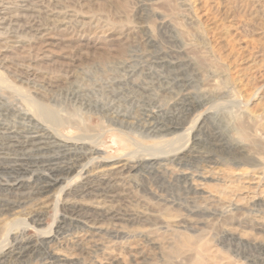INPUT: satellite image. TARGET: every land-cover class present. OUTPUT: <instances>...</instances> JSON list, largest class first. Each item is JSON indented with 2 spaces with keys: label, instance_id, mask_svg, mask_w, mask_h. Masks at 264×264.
<instances>
[{
  "label": "rangeland",
  "instance_id": "rangeland-1",
  "mask_svg": "<svg viewBox=\"0 0 264 264\" xmlns=\"http://www.w3.org/2000/svg\"><path fill=\"white\" fill-rule=\"evenodd\" d=\"M27 1L28 2L24 3H26L29 8L25 7L26 4L21 3L23 2V0L16 1V4H18V6L24 8L20 10L18 9L16 12V14H20L19 16H21L22 14L21 17H23L22 19H20L21 21L19 20L18 23H16V26L22 25L25 20L27 22L29 20L32 21L33 18H37L35 20L33 19L34 23L37 26L44 28V30L47 31V35L49 36V38L47 35H45V38H40L39 36H37V38L35 37L34 39L33 37L31 38L32 40L29 37H26V39L24 37H21L20 39H24L20 41L19 39H16V36L18 34L15 33V31L9 30H7L8 35L0 36V61L3 62H0V65L2 66L0 73L3 71L1 73L3 76L0 78V80L2 81L3 79H5V81H2V83L0 81V92H2L0 93V104L3 103L2 105H0V111H3L5 107L8 106V104L10 106H23L21 104V97L20 95H18L19 92L10 91L13 84L16 86V80L23 79V81H29L30 85L28 86L30 87H28L27 90L31 95L39 93L40 96H42V99L43 97L48 98L51 94H56L57 97L59 95L58 104L55 106V108L57 109L54 108L57 114L64 115L67 112L68 114L72 113L73 115V113L75 114V112L73 111L71 105L68 104L69 102L65 100L64 95L67 91H71L74 87H76V85L83 84V87L86 85L87 87H90L89 89H97V91H102L104 90L103 88L105 87V83L110 78L114 79L119 75L121 76L124 74L120 69V67H122L120 64L123 63V61L128 60L127 62H132L136 65L141 64V62H145V60L147 62L156 61L162 66L159 69L156 68L157 73H159L160 71V75L164 73L165 75H162V77L164 78L170 76V78H167L169 80L179 77L176 80L180 82V85H182L181 88L184 89L185 86L187 92L190 91L189 93H192L193 95L191 96V98H189L191 103L188 100L184 102V107L186 108H180V110L182 111L179 110V113L177 114V117H179V121H174V124L177 125H180V123L182 122V126H179L177 132H175V135L177 134V136L184 137L181 138L182 141L176 142L178 144L173 147L180 146V144L182 145L187 139V131L192 128V125H194L193 123L196 122V120L200 116L205 115L206 118L204 119V121L201 123V125L197 126L194 129L189 137L190 140H193V142L190 141L193 147L192 153L194 156L196 155L194 160L192 161L193 168H196L198 164V167L201 166V163H199L201 162V160L199 158H201L203 154L205 155V157L209 156L211 157V159L213 158L212 161L221 159V163L225 161V164L229 165H247L245 166L246 172H244L242 175L238 170H236V167L233 168L234 166L231 167V169H229L230 167H222L219 164L216 166H208L210 169L207 168L206 170L207 172L209 171L210 174L205 173V175L208 176V178L210 175V178L208 179L209 182L206 183V187L204 188V190L206 191V193H209L210 198L205 201L206 203H204V205H202L201 200H197V204L194 203L192 205V203H189L188 201L190 198H192V195H185V192L182 191L183 184L179 181L170 179V175L168 173L166 175V172H164L162 169H157L158 171L141 170L137 174H132V176L134 177H127V175L115 173L112 177L115 181H112L110 183L111 186H109L110 184H108L107 186L98 185L97 183H93V185L91 184V187L90 185H88L86 191L88 194L85 197H81L80 192H78L80 179L78 176H76V173H73L68 177L60 175L59 183L56 186L52 187L46 193H40L37 188L43 184H38L36 183V181L40 176H46L47 169L45 167V164H40L41 166L39 165L37 167L38 170H36V168L30 167L29 169L31 170L28 169V171L32 172H16V175H13L10 178L23 182V188L20 191L21 194L19 195V197L25 199L24 204H22L20 207H16V216L19 214H23L24 211L35 212V210L37 209L36 212H40L39 214L41 224L39 227L37 226V228L35 226L29 225L25 230V233L21 232V236L18 235L20 238L17 243L20 244V240L23 241L22 244L24 245L25 243H30L29 245L31 247H34L32 251L29 250L32 253L27 252L20 256V252L16 250V255L13 257L14 259L8 258V260L7 258H4V264H59L58 262L61 260L60 257L59 259L55 258L52 261L50 260V262L46 261L47 263L40 262L45 257L44 253L50 250V247L54 248V246L57 247L63 255L69 257V264H98L99 262V264H255L256 259H261L258 256L259 253L253 248L251 249L249 247L248 242L252 243L254 242V239H256L257 241L259 240V242H264V230L252 227V218L247 217V215H245L242 211V207L244 206L242 205L243 203L240 204L241 206L238 205V207H240L238 210H240L242 213L238 210H234L233 212L226 215L224 211H226L225 207L226 202L228 201V196L230 197L232 195L235 196L240 194L238 190H240L242 187L247 186V188L249 189H247L246 192L241 191V194L243 193L244 195H252L249 194L252 192V187H257L259 189L261 188L260 190L258 189L257 192L259 193H257V196L262 197V199L264 200V194H261V192L264 193V52H262L264 51V33L260 37H255L253 35V32L256 29H260L262 32L264 31V0H207L206 4L202 3L204 2L202 0H51L50 2H48V0H36V2L35 0ZM34 6L37 7L34 8ZM30 8L34 9L31 10ZM39 12L44 16H40ZM31 14H33V16ZM29 17L31 19H27ZM239 19L245 22L242 24L243 26L239 28V31H241L240 34L242 33L241 36L244 38L246 37V39L243 38V42L241 41L238 45V43H234L236 39H233L231 31L238 26L237 22L239 21ZM164 20L173 25V27L176 28V30L181 34V38L183 40L182 43H178L177 45L173 44L175 46L174 47L172 43L169 42L170 37L173 35L170 33V29L163 28L161 30H158L160 21ZM152 28L155 30H153ZM148 31H152L154 35L153 47L147 46L146 43H144V41L146 40L145 38L149 34ZM12 35H14L15 37ZM164 36H166V38ZM5 38L7 39V41ZM9 39L14 40H12V42L9 41ZM163 40L165 43L163 42ZM228 40H230V42ZM256 40L260 42L259 45H257V43L255 42ZM43 41H47V43L50 44L49 47L44 46ZM6 42L7 44H5ZM166 43L168 44L166 45ZM255 44L259 46V48L255 47ZM231 45L234 46L233 50ZM180 46L184 47L180 48L181 51L182 49L184 50L181 54L183 58H181L182 56L180 54H177L178 56L174 55L175 53L179 52L178 50ZM149 48H151V51L149 50ZM168 48L170 49L167 51ZM238 48L243 50H240ZM247 51H254V53L257 51L262 52L261 54H263V58H261V55L260 57H255L256 55H254L248 61L246 59ZM161 52L165 53L166 56H162ZM156 54L160 55L158 56V58L161 57L162 61H157L156 59H154L156 57ZM168 54H170V57L168 56ZM148 55L150 58L148 57ZM175 56L177 57V59ZM184 56L191 57L193 59L192 64L187 65L185 62H182L184 60ZM186 66L188 67L186 68ZM256 66L259 67L257 68ZM164 67L165 71L163 70ZM153 69L156 71L155 68ZM175 69L179 70L177 71ZM166 70L167 72H170H168L167 74ZM113 71H115V75L113 74ZM19 74L22 75L18 77ZM79 74H83L82 76L84 77L81 78ZM110 75H112L113 77H111ZM25 76L27 77L25 78ZM15 78L16 80L13 81ZM81 79H85L86 84L82 83ZM87 79L88 82H90V85L87 84ZM68 82H75V85L73 84L74 87ZM182 82L183 84H181ZM185 83L188 84L185 85ZM32 84L35 87L31 86ZM200 86L208 91L205 93V95H202L204 93ZM193 87L196 88V90H192L194 89ZM68 88L70 90H68ZM33 91L34 93H36L34 94ZM61 93L63 96H61ZM173 93L177 94V89L174 90ZM195 93L197 94L196 96ZM43 94L45 95L43 96ZM100 95L101 94L96 95L95 99H97L98 101L103 100L105 102V98L103 97V95H101V97ZM164 95L167 94H161V97L159 98V100H156V102L159 101L158 103L161 104V101H163L164 104V102L166 103V100L168 101L171 98V95H168V97L170 98H168L167 96L165 97ZM9 96H11L12 98ZM194 96L197 98H195ZM41 98L38 96L37 101L43 104H47V99L45 98V101ZM1 99L5 100L2 101ZM63 101H66V103H64ZM119 105V111H124L126 105ZM121 105H123V109L121 108ZM142 109V112H139L140 110H135L137 111H134L135 113L133 112V110L130 111V109H127V111L129 112L127 115H129L131 118H136L135 116L138 115L137 117L141 119V117L146 116L145 113L147 111L150 110V112H154L153 109H148L147 107ZM0 120L1 123H3V121L4 123H7L9 122V120L11 121V118L7 120H4V118H0ZM162 120L164 119L158 121L169 125V121ZM83 121L86 123L87 128L84 127L82 131L78 129H65L62 131L63 135L66 137L85 136L88 142H92L100 132V128L105 127L106 125L104 120H102L97 113H94L93 110L92 115H86ZM141 122H139V124L142 128H144ZM139 124H135L138 126H135L133 124L128 125L129 127L126 126L127 128H124L122 130H125L124 135H121L117 131H107L102 144L105 145L99 146L100 152H104H102L103 154L101 153L96 157H98L99 159H107L112 162L126 160V158L130 155L129 153L136 152V148L134 146H132L131 144H126L129 143L127 141L128 138L140 143L144 147L153 148L156 144H158L159 141L157 140H154L153 142L152 139L144 138L146 134L142 132L143 130ZM96 128H98V130ZM172 137L173 135L168 136V138L166 137V139L170 140L172 139ZM125 145L129 148H127ZM125 147L126 150L124 149ZM138 154L139 152H136L135 156H139L142 153H140L139 155ZM252 156H255V158H253ZM251 161L255 162L252 163ZM86 162L87 161H83L82 164ZM216 162L220 163V160H217ZM254 163H256L257 165H255ZM42 166L44 168H42ZM163 172L165 174L162 176ZM3 176L4 175H0V182H2V180L4 182L8 179L6 175L4 176L5 178ZM29 176H31V178ZM169 179L172 181H170ZM40 182L42 183L44 182V180H41ZM172 182L173 184H171ZM257 184L258 186H256ZM105 186L109 188H106ZM232 188H234V191L232 190ZM62 191H64L66 195ZM67 192L70 193L67 194ZM94 192L97 193L95 194ZM220 192L222 193V195L220 194ZM45 194L48 196H46ZM223 194L225 196H223ZM65 199H67L68 201ZM98 199L100 201V204L102 205V207L101 205L99 207L102 208L103 211H106L108 209L112 213L115 212L116 216L114 220H111L110 218H107V220H102V218L99 217V212L101 210H99V212L91 211L94 209V206L92 205L95 204L89 203L98 201ZM223 200H225V202ZM56 201L57 203L61 202V206L58 208H56L55 206ZM78 201H82V203ZM217 201H219L220 203L218 202V204ZM221 201L224 203H222ZM135 202L137 205L135 204ZM83 203H86V207L83 206V209L85 211H88L87 209H89V211H91L89 212V215L93 214L90 219L92 222L95 220L94 222L97 223V227H92L91 224L87 225L88 223L86 224L84 220V217L86 216L84 214V210H79V212L75 209V207H78ZM199 203L202 206L199 205ZM104 204L106 205L103 206ZM142 204L144 205V207ZM221 204L224 206H222ZM108 206L113 207L109 208ZM134 206L137 207L135 208ZM198 206L200 207L198 208ZM26 207H28V209H25ZM146 208H148V211ZM257 208H252V211L255 212L257 210H260L261 207H259L258 209ZM70 209L73 211H71ZM116 209L119 210V212H117ZM18 210L20 212H18ZM144 210L146 211L145 213L143 212ZM141 211L142 213H140ZM79 214L82 218L78 216ZM94 215L96 217H93ZM166 216L168 218H165ZM248 219L250 221H248ZM71 223L73 225H71ZM18 226H16V229L21 228V225L19 227ZM236 226L237 229H235ZM98 227H102L104 229L112 228L115 232L119 233V237L121 238L118 237L117 240H110L109 238H107V240L105 239L107 236H103V233H99L95 230ZM48 228H50V231L53 230L54 233L57 232L58 234L53 242L49 244H43V242L41 243L42 239L37 238V233L41 231L50 232ZM233 229H235V231L239 230L238 233H240L239 235L241 237L244 236L242 240L243 244H239V242L235 241H233V243L226 242V233L231 231L233 232ZM122 233L125 235L121 236L123 235ZM245 235L246 239H244ZM184 238H188L192 246L189 252L179 254L177 253V246H180ZM17 243L16 249H19L18 246L20 245H18ZM234 243L236 244V246L234 245ZM247 248H249L250 251ZM227 249H230L231 251H227ZM238 253L239 255H237ZM227 255L230 257L228 258ZM247 256L250 257L248 258ZM232 258L234 259L232 260ZM246 258H248L249 260ZM243 260L245 263L243 262ZM32 261L35 262L33 263Z\"/></svg>",
  "mask_w": 264,
  "mask_h": 264
},
{
  "label": "bare ground",
  "instance_id": "bare-ground-1",
  "mask_svg": "<svg viewBox=\"0 0 264 264\" xmlns=\"http://www.w3.org/2000/svg\"><path fill=\"white\" fill-rule=\"evenodd\" d=\"M17 0H0V36L1 35H8L7 34V30L9 31H15V33H17L18 35L16 36V39H19L20 41L22 39H26V37H29L30 39L34 37L37 38V36H39L40 38L42 37H46L45 35H47V31L44 30V28L37 26L33 19L32 21H27L25 20V22H23L22 25L20 26H16V23H18V21L20 19H22L23 17L22 14L21 16H19L18 14H16L17 10L19 9H24L21 8V6H18V4H16ZM19 1V0H18ZM51 0H48V2H50ZM65 1V0H64ZM67 1V0H66ZM70 1V0H69ZM204 2V4H206L207 0H202ZM226 1V0H225ZM28 2L27 0H23V2ZM31 2V1H30ZM34 2V1H32ZM36 2V0H35ZM47 2V1H46ZM56 2V1H55ZM54 2V3H55ZM209 2V1H208ZM43 3V2H42ZM52 3V2H51ZM50 3V5H51ZM53 3V4H54ZM26 4V3H24ZM23 4V5H24ZM32 4V3H31ZM39 4V3H38ZM52 4V5H53ZM58 4V3H57ZM65 4V2H64ZM199 4V2H198ZM17 5V6H16ZM56 5V4H55ZM211 5V4H210ZM41 6V5H40ZM47 6V5H46ZM49 6V5H48ZM61 6V5H60ZM63 6V5H62ZM200 6V5H199ZM24 7V6H22ZM25 7H28L27 4L25 5ZM31 7V6H30ZM37 6H34V8ZM50 7V6H49ZM57 7V6H56ZM29 8V7H28ZM32 8V9H34ZM46 8V7H45ZM67 8V7H66ZM201 8V7H200ZM31 9V8H30ZM31 9V10H32ZM41 9V8H40ZM39 9V11H40ZM53 9V7H52ZM56 9V8H54ZM58 9V8H57ZM71 9V8H70ZM202 9V8H201ZM47 10V9H46ZM59 10V9H58ZM67 10V9H66ZM42 11V10H41ZM53 11V10H52ZM24 13V12H23ZM40 13V12H39ZM38 13V16H39ZM64 13V12H63ZM69 13V12H68ZM67 13V14H68ZM25 14V13H24ZM36 14V13H35ZM34 14V15H35ZM58 14V13H57ZM65 14V13H64ZM33 16V14H31ZM43 15L40 13V16ZM46 15V14H45ZM204 15V14H203ZM26 16V15H25ZM44 16V15H43ZM47 16V15H46ZM65 16V15H64ZM67 16V15H66ZM73 16V15H72ZM207 16V15H206ZM28 17V16H27ZM69 17V16H68ZM45 18V17H44ZM57 18V17H56ZM70 18V17H69ZM73 18V17H72ZM27 19H31L30 17ZM37 19V18H35ZM34 19V20H35ZM241 19V18H240ZM237 22L238 26L234 29H232L231 33L233 36V39L236 41H234V43H238V45L240 44V42H243V38L240 34L241 31H239V28L241 26H243L242 24L245 23L243 22V20H240ZM40 20V19H38ZM92 20V19H91ZM21 21V20H20ZM48 21V20H47ZM69 21V20H68ZM235 21V20H234ZM248 21V20H247ZM44 22V21H43ZM46 22V21H45ZM97 22V21H96ZM37 23V22H36ZM20 24V22H19ZM18 24V25H19ZM49 24V23H48ZM236 24V25H237ZM45 25V24H44ZM50 26V25H49ZM53 26V25H52ZM83 26V25H82ZM90 27V26H89ZM92 27V26H91ZM94 27V26H93ZM97 27V26H96ZM171 27V28H170ZM229 27V26H228ZM231 27V26H230ZM234 27V26H233ZM17 28V29H16ZM53 28V27H52ZM102 28V27H101ZM155 28V27H154ZM170 29V33L173 34L170 37V43L177 45L178 43H182L183 40L181 38V34L176 30V28L173 27V25H171L170 23L164 21H160L159 24V28L158 30L161 29ZM227 28V27H226ZM153 29V28H152ZM231 29V28H230ZM17 30V31H16ZM155 30V29H153ZM166 31V30H165ZM3 32V33H2ZM94 32V31H93ZM246 32V31H245ZM9 33V32H8ZM11 33V32H10ZM148 35L145 38L146 40L144 41V43H146L147 46H152L154 45V35L152 31H148ZM230 33V36H231ZM264 33V31L262 32L260 29H256L253 32V35L255 37H260L262 36V34ZM49 34V33H48ZM94 34V33H93ZM147 34V33H145ZM170 34V35H171ZM246 34V33H245ZM11 35V34H10ZM53 35V34H52ZM157 35V34H156ZM14 36V35H12ZM11 36V37H12ZM48 36V35H47ZM54 36V35H53ZM52 36V37H53ZM58 36V35H57ZM168 36V35H167ZM8 37V36H7ZM6 37V38H7ZM15 37V36H14ZM21 37H24L22 39H20ZM51 37V36H50ZM163 37V36H162ZM166 38V36H164ZM229 37V36H228ZM5 38V39H6ZM49 38V36H48ZM163 38V39H165ZM4 39V38H3ZM15 39V40H16ZM156 39V38H155ZM158 39V38H157ZM246 39V37L244 38ZM257 39V38H256ZM14 39H9V41H12ZM32 40V39H31ZM254 40V39H253ZM252 40V41H253ZM258 40V39H257ZM255 41L257 43V45L260 44L259 41ZM4 41V40H3ZM7 41V39H6ZM29 41V39H28ZM36 41V40H35ZM38 41V40H37ZM230 42V40H228ZM248 41V40H247ZM13 42V41H12ZM16 42V41H15ZM164 42V40H163ZM168 42V43H169ZM254 42V41H253ZM165 43V42H164ZM166 43V45L168 44ZM7 44V42L5 43ZM16 44V43H15ZM42 44V43H40ZM227 44V43H226ZM254 44V43H253ZM19 45V44H18ZM43 45L46 47H49V43H47V41H43ZM52 45V44H51ZM181 45V44H179ZM185 45V44H184ZM233 45V44H232ZM232 50L234 49V46H232ZM249 45V44H248ZM255 44V47L259 48V46H257ZM17 46V45H16ZM22 46V45H21ZM35 46V45H34ZM41 46V45H40ZM145 46V45H144ZM156 46V44H155ZM159 46V45H158ZM174 46V45H173ZM227 46V45H226ZM230 46V45H229ZM251 46V45H250ZM264 46V45H263ZM54 47V46H53ZM67 47V46H66ZM172 47V46H171ZM175 47V46H174ZM173 47V48H174ZM182 46L179 47V52L175 53L174 55L178 56L177 54H182V51H184L182 49V51L180 50ZM228 47V46H227ZM242 47V46H241ZM45 48V47H44ZM177 48V47H176ZM175 48V49H176ZM184 48V47H182ZM256 48V49H257ZM264 48V47H263ZM151 48H149L150 50ZM157 49V48H156ZM155 49V50H156ZM170 48L167 49V51ZM174 49V50H175ZM231 49V48H230ZM240 49V48H238ZM246 49V48H245ZM254 49V48H253ZM31 50V49H30ZM44 50V49H43ZM42 50V51H43ZM161 50V49H159ZM163 50V48H162ZM177 50V49H176ZM243 50V49H240ZM248 50V49H247ZM255 50V49H254ZM264 50V49H263ZM151 51V50H150ZM25 52V51H24ZM28 52V51H27ZM30 52V51H29ZM158 52V51H157ZM264 52V51H262ZM262 52H248L247 51V57L246 59L249 61L254 55H256L255 57H260L263 58V54H261ZM48 53V51H47ZM50 53V52H49ZM148 53V52H147ZM154 53V52H153ZM156 53V51H155ZM154 53V54H155ZM159 53V52H158ZM162 56H166L165 53L161 52ZM169 53V52H168ZM172 53V52H171ZM239 53V52H238ZM28 54V53H27ZM44 54V53H42ZM173 54V53H172ZM171 54V55H172ZM184 54V53H183ZM26 55V54H25ZM47 55V54H45ZM144 55V54H143ZM150 55V54H149ZM148 55V57H149ZM170 54H168L169 56ZM179 55V56H180ZM30 56V54H29ZM51 56V55H50ZM64 56V55H63ZM141 56V55H140ZM139 56V57H140ZM158 56H160L159 54H156V57L154 59L161 60V57L158 58ZM167 56V57H168ZM175 56V57H176ZM182 56V55H181ZM49 57V56H47ZM170 57V56H169ZM241 57V56H240ZM150 58V57H149ZM180 58V57H179ZM183 58V56L181 57ZM139 59V58H138ZM147 59V57H146ZM167 59V58H166ZM177 59V57H176ZM145 60V59H144ZM181 60V59H178ZM260 60V59H259ZM128 61V60H127ZM127 61H123V63H121L120 65L122 67H120L121 72H123V75H119L118 77L114 78V79H110L105 83V87L103 88L104 90L102 91H97L96 90H92L89 89L90 87H86L82 86V83H85V79H81L82 81V85H76V87L73 86L74 83H70L72 84V86L74 87L71 91H67L66 94L64 95L65 100H67V102H69L68 104L71 105L73 111L75 112V114L72 113L68 114L67 112L63 115V114H57V112L54 110L55 106L58 104V97L55 95H50L47 99V104H43L38 102V96L41 98L42 96H40L39 93H33L35 95H31L28 92V85L29 81L25 80L23 81V79H18L16 80V78L13 80H16V86L13 84H11V89L10 91L12 92H19L18 95H20L21 97V104L23 106H10L8 104V106H4L5 109L3 111H0V118H4V120L6 119H10L9 122L7 123H1L0 120V175H6L8 177V179L6 181L0 182V264H4V258L8 259V258H13L16 255V250H18L20 253V256L23 255L24 253H30L33 250V246L31 247L29 244L30 243H23L22 240H20V244H18V240H19V236L21 232L25 233V230L28 228L29 225L35 226L37 228V226L39 227L41 224V220H40V212L37 213L36 210L35 212H29V211H24L23 214H19L16 216V207H20L22 204H24V198L19 197V195L21 194L20 191L23 188V182L20 180H16V179H11L10 177H12L13 175H16V172H32V171H28V169L30 167L36 168L40 165V164H45L46 166V176L44 177H39L36 181V183L38 184H43L40 185L37 190L40 191V193H46L48 192L52 187L56 186L59 183V176L63 175L65 177L71 176L73 173H76L80 179V183H79V187H78V192H80L81 197H85L88 193L87 191V186L91 184L93 185V183H97L98 185H107L110 184L113 180V175L115 173H119L122 175H127V177L132 176V174H137L139 171L141 170H157V169H162L164 172H166L170 175V179H173L175 181H179L183 184V189L182 191L185 192V195H192V198L189 199V203H192V205L195 203L197 204V200H201L202 201V205H204V203H206L205 201H207L210 198L209 193H206V191L204 190V188L206 187V183L209 182L208 176L205 175V173H209V171L207 172V168H209L210 166H216V165H221L222 167H230L229 169H231V167L235 168L236 170H238L241 175L246 172V168L245 166L247 164H245V166L243 164H225V161H223L221 163V159H216L220 160V163L216 162L215 160H213V158L211 159V157H205V155L203 154V156L201 158H199L201 160L200 167L199 164L193 168L192 164H193V160L195 158V156L192 153V145L190 143V141L193 142V140H190L189 137L191 135V133L194 131V129L201 125V123L204 121V119L206 118L205 115L200 116L196 122H194L192 125V128L189 129L187 131V139L184 141V143L180 146H175L176 142H180L182 141L181 138L184 136H177V134L175 135V132H177L179 126L181 125H177L174 124V121L177 122L178 118L177 114L179 113L180 108L184 107V102L188 101L189 98H191L192 93H189L190 91L187 92L185 86L184 89L181 88L182 85H180V82H178L176 79L179 78L177 76V78L169 80L167 78L162 77L160 72L157 73V69L156 68H160L162 67L161 64L157 63L156 61L151 62V61H146L145 62H141V64L136 65L133 64L132 62H127ZM136 61V60H135ZM141 61V60H140ZM143 61V60H142ZM162 61V60H161ZM171 61V60H170ZM176 61V60H174ZM193 59L189 56H184V60L182 62H185L187 65L192 64ZM235 61V60H234ZM1 62V61H0ZM134 62V61H133ZM179 62V63H182ZM3 63V62H1ZM137 63V62H136ZM139 63V61H138ZM166 63V60H165ZM168 63V62H167ZM250 64V63H249ZM163 65V64H162ZM254 65V64H253ZM262 65V64H261ZM4 66V65H3ZM24 66V65H22ZM27 66V65H26ZM117 66V65H116ZM178 66V65H177ZM185 66V64H184ZM260 66V65H259ZM258 66V67H259ZM19 67V66H18ZM173 67V66H172ZM171 67V68H172ZM188 66H186L187 68ZM251 67V66H249ZM257 67V66H256ZM257 67V68H258ZM2 66L0 65V70H1ZM23 68V67H22ZM30 68V67H28ZM155 68L156 71L153 69ZM169 68V65H168ZM167 68V69H168ZM176 68V67H175ZM181 68V67H179ZM190 68V67H189ZM256 68V69H257ZM24 69V68H23ZM115 69V68H114ZM165 69V67L163 68V70ZM254 69V68H252ZM116 70V69H115ZM174 70V69H173ZM177 70V69H175ZM179 70V69H178ZM177 70V71H178ZM29 71V70H28ZM159 71V70H158ZM165 71V70H164ZM176 71V72H177ZM255 71V70H254ZM3 72V71H2ZM1 72V73H2ZM31 72V71H30ZM115 71H113L114 74ZM170 72V71H168ZM167 70L166 73L168 74ZM0 73V78L3 76ZM21 73V72H20ZM25 73V72H24ZM28 73V72H26ZM83 73V72H82ZM182 73V72H181ZM5 74V73H4ZM112 74V75H113ZM119 74V73H118ZM121 74V73H120ZM170 74V73H169ZM178 74V73H177ZM180 74V73H179ZM16 75V74H15ZM22 75V74H21ZM19 74L18 77L21 76ZM77 75V74H76ZM80 75V74H79ZM78 75V76H79ZM83 75V74H82ZM81 76V78H83L84 76ZM85 75V74H84ZM112 75H110L111 77H113ZM115 75V74H114ZM165 75V74H164ZM171 75V74H170ZM176 75V74H175ZM34 76V75H33ZM79 76V77H80ZM180 76V75H179ZM27 76H25L26 78ZM32 77V76H31ZM29 77V78H31ZM183 77V76H182ZM181 77V78H182ZM6 78V76H5ZM36 78V77H35ZM3 79V78H2ZM13 79V78H12ZM76 79V78H74ZM106 79V78H105ZM29 80V79H28ZM31 80V79H30ZM1 81V80H0ZM2 81H5V79H3ZM1 81V83H2ZM67 81V80H66ZM71 81V80H70ZM73 81V80H72ZM78 81V80H77ZM80 81V82H81ZM65 82V81H64ZM79 82V83H80ZM88 82V79H87ZM95 82V81H94ZM97 82V81H96ZM7 83V82H6ZM90 82H88L87 84H89ZM198 83V82H197ZM195 83V84H197ZM5 84V83H4ZM78 84V82H77ZM86 84V83H85ZM183 84V82L181 83ZM188 83H185V85ZM201 84V83H200ZM6 85V84H5ZM90 85V84H89ZM88 85V86H89ZM180 85V86H179ZM191 85V84H190ZM3 86V85H2ZM9 86V85H8ZM31 86H34L33 84ZM70 86V85H69ZM71 86V87H72ZM197 86V85H194ZM199 86V84H198ZM35 87V86H34ZM70 87V88H71ZM92 87V86H91ZM94 87V86H93ZM192 87V86H191ZM201 87V86H200ZM98 88V86H97ZM194 88V87H193ZM199 88V87H198ZM202 88V87H201ZM6 89V88H5ZM177 89V94L173 93L174 90ZM182 89V90H180ZM190 89V88H189ZM34 90V89H33ZM68 90H70L68 88ZM100 90V89H98ZM179 90V91H178ZM186 90V92H185ZM191 90V89H190ZM192 90H196V88L192 89ZM199 90V89H198ZM201 90V89H200ZM4 91V90H3ZM31 91V88H30ZM46 91V90H45ZM202 91L205 95L206 92H208L205 88H202ZM38 92V91H37ZM47 92V91H46ZM176 92V91H175ZM196 92V91H193ZM2 93V92H0ZM63 93V92H62ZM61 93V96H63ZM6 94V93H5ZM4 94V95H5ZM8 94V93H7ZM47 94V93H46ZM54 94V93H53ZM101 94L103 95V97L105 98V102L103 100L98 101L97 99H95L96 95ZM161 94H167L164 95L165 97L168 95H171L168 101L166 100V103L163 101H161L162 103L159 104L156 100H159V98L161 97ZM208 94V93H207ZM206 94V95H207ZM9 95V94H8ZM14 95V94H13ZM42 95V93H41ZM45 94H43L44 96ZM100 95V97H101ZM197 94L195 93V96ZM194 96V97H195ZM199 96V95H198ZM11 97V96H9ZM99 97V98H100ZM206 97V96H205ZM12 98V97H11ZM45 98L43 97L42 100H45ZM62 98V97H61ZM103 98V99H104ZM197 98V97H195ZM199 98V97H198ZM15 99V98H14ZM203 99V96H202ZM2 101H4L5 99H1ZM41 100V101H42ZM62 100V99H61ZM197 100V99H196ZM46 101V100H45ZM104 103H103V102ZM195 101V99H194ZM209 101V100H208ZM64 102V101H63ZM190 102V100H189ZM188 102V103H189ZM207 102V101H206ZM205 102V103H206ZM2 103V102H1ZM17 103V102H16ZM15 103V104H16ZM66 103V101L64 102ZM158 103V104H157ZM191 103V102H190ZM201 103V102H200ZM3 104V103H2ZM0 104V105H2ZM119 104H124L125 109L124 111H119L120 109V105ZM202 104V103H201ZM199 104V105H201ZM193 106V105H192ZM196 106V105H195ZM3 107V106H2ZM123 107V105H121V108ZM147 107L148 109H153L154 112H150L147 111L145 114L146 116L141 117V119H139L137 116H135L136 118H131L129 115H127L129 112L127 111V109H130V111L133 110V112L135 110H140L139 112H142L143 109ZM201 107V106H199ZM1 108V106H0ZM186 108V107H184ZM192 108V107H191ZM57 109V108H55ZM71 109V110H72ZM123 109V108H122ZM147 109V110H148ZM189 109V107H188ZM2 110V109H1ZM60 110V109H59ZM92 110L94 113H97L100 118L102 120H104V122L106 123L105 127H101L100 128V132L97 134L95 140H93L92 142H88L87 139L85 138V136H77V137H66L63 135L62 131L65 129H78L80 131L83 130L84 127H86V123L83 121L84 117L86 115H92ZM70 111V112H73ZM146 111V110H145ZM182 111V110H180ZM137 112V111H135ZM134 112V113H135ZM184 112V111H183ZM182 112V113H183ZM187 112V110H186ZM185 112V113H186ZM62 113V112H61ZM133 113V114H134ZM131 114V113H130ZM94 115V114H93ZM140 115V114H139ZM181 115V114H180ZM97 116V115H96ZM141 116V115H140ZM207 116V115H206ZM93 117V116H92ZM51 118V119H50ZM144 120H143V119ZM184 118V117H183ZM164 119L162 121H169V125L168 124H164L159 122L158 120ZM132 120V121H129ZM207 120V119H206ZM91 121V120H89ZM142 121V122H141ZM179 121V120H178ZM182 121V120H181ZM184 121V120H183ZM97 122V121H96ZM135 122V123H134ZM139 122H141V124H143L144 128L141 127V125L139 124ZM130 124H139L140 127L142 128V132L144 134H146L144 136V138L146 139H152L153 142L154 140L159 141L158 144H156L153 148L152 147H144L142 146L140 143L131 140L128 138V142L126 144H131L132 146H134L136 148V152L142 153V154H138L139 156H135L136 152H131L129 153V157L126 158V160H119V161H110L107 159H99L98 156L99 154H101L102 152H100L99 150V146L103 144V141L105 139V134L107 133V131L111 132V131H117L118 133H120L121 135H124V131H122L124 128H127L126 126L130 125ZM172 127H171V126ZM90 126V125H89ZM103 126V125H102ZM138 126V125H135ZM182 126V125H181ZM180 126V127H181ZM129 127V126H128ZM132 127V125H131ZM87 128V127H86ZM135 128V127H134ZM140 128V129H141ZM90 129V128H89ZM98 130V128H96ZM131 129V128H130ZM181 129V128H180ZM92 130V129H91ZM135 130V129H134ZM137 130V129H136ZM128 131V130H127ZM126 131V132H127ZM140 131V130H139ZM95 132V131H94ZM136 132V131H135ZM134 132V133H135ZM200 132V131H199ZM93 133V132H92ZM84 134V133H82ZM136 135V134H135ZM173 135L172 139L167 140L166 137L168 138V136ZM140 136V135H139ZM92 137V135H91ZM131 137V136H130ZM193 137V136H192ZM88 138V137H87ZM91 139V138H90ZM195 139V138H194ZM145 140V139H144ZM148 142V140H147ZM156 143V142H155ZM196 143V142H195ZM105 145V144H104ZM102 145V146H104ZM114 145V144H113ZM147 145V144H146ZM194 145V144H193ZM126 146V145H125ZM127 147V146H126ZM126 147L124 148L126 150ZM129 148V147H127ZM101 149V148H100ZM131 149V148H130ZM240 149V148H239ZM247 152V151H246ZM201 153V152H200ZM242 153V152H241ZM103 154V153H102ZM105 154V153H104ZM247 154V153H246ZM250 154V153H249ZM201 155V154H200ZM207 155V154H206ZM210 155V154H209ZM253 155V154H252ZM199 156V155H198ZM249 156V155H248ZM253 157V156H252ZM251 157V159H252ZM121 158V157H120ZM125 158V157H124ZM198 158V157H196ZM218 158V157H217ZM255 158V156L253 157ZM259 158V157H258ZM243 159V158H242ZM257 159V157H256ZM255 159V161H256ZM260 160V159H259ZM83 161H87L86 163L82 164ZM199 161V160H198ZM253 161V162H255ZM197 162V161H196ZM237 162V160H236ZM247 162V161H246ZM252 162V161H251ZM252 162V163H253ZM262 162V161H261ZM227 163V162H226ZM231 163V162H230ZM259 163V162H258ZM255 165H257L256 163H254ZM260 165V164H259ZM41 166V165H40ZM209 166V167H208ZM250 167V165H249ZM42 168H44L42 166ZM41 168V169H42ZM210 169V168H209ZM261 169V168H260ZM31 170V169H29ZM33 170V169H32ZM214 170V169H213ZM212 170V171H213ZM248 170V169H247ZM43 171V170H42ZM158 171V170H157ZM161 171V170H159ZM211 171V170H210ZM263 171V170H262ZM38 172V171H37ZM163 172L162 176L165 174ZM149 173V172H148ZM151 173V172H150ZM239 173V174H240ZM264 173V171H263ZM262 173V174H263ZM24 174V173H23ZM29 174V173H28ZM36 174V173H35ZM43 174V173H42ZM155 174V173H154ZM210 174V173H209ZM260 174V173H259ZM258 174V175H259ZM22 175V174H21ZM26 175V174H25ZM24 175V176H25ZM34 175V174H33ZM57 175V176H56ZM117 175V174H116ZM148 175V174H147ZM146 175V176H147ZM247 175V174H246ZM3 176V177H4ZM145 176V175H144ZM153 176V175H152ZM155 176V175H154ZM15 177V176H14ZM26 177V176H25ZM28 177V176H27ZM31 178V176H29ZM36 177V176H34ZM74 177V176H73ZM134 177V176H132ZM257 177V175H256ZM264 177V176H263ZM262 177V178H263ZM5 178V177H4ZM3 178V179H4ZM116 178V176H115ZM164 178V177H163ZM259 178V176H258ZM257 178V179H258ZM27 179V178H26ZM120 179V178H119ZM168 179V177H167ZM169 179V180H170ZM261 179V176H260ZM1 180V179H0ZM41 180H44V182H40ZM123 180V179H122ZM129 180V178H128ZM157 180V179H156ZM216 180V179H215ZM223 180V179H222ZM28 181V180H27ZM35 181V180H34ZM67 181V180H66ZM152 181V180H151ZM172 181V180H170ZM220 181V180H219ZM257 181V180H256ZM64 182V180H63ZM128 182V181H127ZM258 182V181H257ZM260 182V180H259ZM30 183V181H29ZM217 183V182H216ZM215 183V184H216ZM221 183V182H220ZM170 184V182H169ZM173 184V182L171 183ZM177 184V183H176ZM175 184V185H176ZM259 184V183H258ZM258 184L256 186H258ZM95 185V184H94ZM126 185V184H125ZM178 185V184H177ZM263 185V184H262ZM33 186V185H32ZM111 186V184L109 185ZM119 186V185H118ZM131 186V185H130ZM179 186V185H178ZM181 186V185H180ZM98 187V186H97ZM96 187V188H97ZM106 187V186H105ZM104 187V188H105ZM121 187V186H120ZM218 187V186H217ZM222 187V186H221ZM235 187V186H233ZM239 187V186H238ZM237 187V188H238ZM250 187V185H249ZM255 187V186H254ZM109 188V187H106ZM126 188V187H125ZM230 188V187H229ZM71 189V188H70ZM75 189V188H74ZM101 189V188H100ZM128 189V188H127ZM207 189V188H206ZM220 189V188H219ZM224 189V188H223ZM234 188H232L233 190ZM247 186L246 187H242L239 191L240 194L238 195H232V196H228V201L226 202V211H224V213L227 215L228 213L233 212L234 210H238L241 206L240 204L243 203L242 205H244L242 207V211L244 212L245 215H247V217L252 218V222H253V228H258V229H263L264 230V200L262 199V197L257 196V192L259 188L255 187V188H251V193L252 195H248V194H241V191L246 192L247 191ZM261 189V188H260ZM259 189V190H260ZM29 190V189H28ZM107 190V189H106ZM149 190V189H148ZM222 190V189H221ZM249 190V189H248ZM263 190V189H262ZM89 191V190H88ZM91 191V190H90ZM101 191V190H100ZM111 191V190H110ZM231 191V190H230ZM234 191V190H233ZM36 192V191H35ZM64 192V191H62ZM99 192V191H98ZM104 192V191H103ZM222 192V191H221ZM220 192V194L222 195V193ZM249 192V191H248ZM264 192V191H263ZM70 192H67V194H69ZM95 193V192H94ZM97 193V192H96ZM95 193V194H96ZM100 193V192H99ZM98 193V194H99ZM123 193V192H122ZM128 193V192H127ZM226 193V192H225ZM237 193V192H235ZM48 194V193H47ZM64 194L66 195V193L64 192ZM79 194V193H78ZM90 194V193H89ZM97 194V196H98ZM109 194V193H108ZM107 194V195H108ZM124 194V193H123ZM227 194V193H226ZM232 194V193H231ZM261 194H264L261 192ZM46 195V194H45ZM75 195V194H74ZM110 195V194H109ZM121 195V194H120ZM184 195V196H185ZM259 195V194H258ZM48 196V195H46ZM73 196V195H72ZM94 196V195H93ZM100 196V195H99ZM105 196V195H103ZM102 196V197H103ZM223 196H225L223 194ZM262 196V195H261ZM67 197V196H66ZM75 197V196H74ZM119 197V196H118ZM131 197V196H130ZM133 197V196H132ZM188 197V196H187ZM87 198V197H86ZM106 198V197H105ZM216 198V197H215ZM227 198V197H226ZM27 199V198H26ZM29 199V198H28ZM54 199V198H53ZM64 199V198H63ZM68 199V198H67ZM65 199V200H67ZM100 199V198H99ZM93 201L89 204H95L92 205L94 206V209L91 211H97L99 212V210H101L99 213V217L102 218V220H107V218L109 219H113L115 218V212L112 213L110 210H106L103 211L102 208H100L99 206L100 201ZM187 199V198H186ZM91 200V199H90ZM133 200V199H132ZM220 200V199H218ZM68 201V200H67ZM120 201V200H119ZM126 201V200H125ZM130 201V200H129ZM211 201V200H210ZM225 202V200H223ZM34 202V201H33ZM36 202V201H35ZM38 202V201H37ZM66 202V201H65ZM74 202V201H73ZM71 202V203H73ZM80 202V201H78ZM86 202V201H85ZM108 202V201H107ZM142 202V201H141ZM186 202V201H185ZM209 202V201H208ZM219 201H217L218 203ZM222 202V201H221ZM222 202V203H224ZM61 202L57 203L56 201V208L60 207ZM75 203V202H74ZM77 203V202H76ZM82 203V201L80 202ZM88 203V202H87ZM132 203V202H131ZM146 203V202H145ZM220 203V202H219ZM218 203V204H219ZM35 204V203H34ZM48 204V203H47ZM46 204V205H47ZM66 204V203H65ZM70 204V203H69ZM85 204V205H83ZM80 204L78 207H75L76 210H81L83 211V206L86 207V203ZM107 204V203H106ZM106 204H104L103 206H105ZM119 204V203H118ZM136 204V202H135ZM30 205V204H29ZM74 205V204H73ZM76 205V204H75ZM88 205V204H87ZM137 205V204H136ZM139 205V204H138ZM143 205V204H142ZM172 205V204H171ZM199 205H201L199 203ZM201 205V206H202ZM222 205V204H221ZM36 206V205H35ZM51 206V205H50ZM47 206V207H50ZM69 206V205H68ZM110 206V205H109ZM108 206V207H109ZM146 206V205H145ZM224 206V205H222ZM30 207V206H29ZM37 207V206H36ZM39 207V206H38ZM43 207V206H42ZM46 207V206H45ZM90 207V206H88ZM102 207V205H101ZM107 207V206H106ZM113 206L109 207L112 208ZM135 207V206H134ZM137 207V206H136ZM135 207V208H136ZM142 207V206H141ZM144 207V205H143ZM200 206H198L199 208ZM207 207V205H206ZM210 207V205H209ZM218 207V206H217ZM260 208V210L257 211H252V208ZM69 208V207H68ZM67 208V209H68ZM118 208V207H115ZM221 208V207H220ZM257 208V209H258ZM18 209V208H17ZM24 209V208H23ZM25 209H28V207H26ZM48 209V208H47ZM74 209V212H75ZM104 209V208H103ZM141 209V208H140ZM148 211V208H146ZM211 209V208H210ZM217 209V208H216ZM31 210V209H30ZM42 210V208H41ZM63 210V208H62ZM71 210V209H70ZM88 211L84 210V220L86 222L87 225L91 224V226H96L97 227V223H95L94 221H91V216L93 215H89V209H87ZM117 210V209H116ZM205 210V209H204ZM214 210V209H213ZM73 211V210H71ZM126 211H130V210H126ZM133 211V210H132ZM203 211V210H202ZM219 211V210H218ZM240 211V210H238ZM18 212H20L18 210ZM60 212V211H59ZM80 212V211H79ZM78 212V213H79ZM117 212H119V210H117ZM144 213L146 212L145 210L143 211ZM241 212V211H240ZM70 213V212H69ZM77 213V214H78ZM126 213V212H125ZM135 213V212H134ZM137 213V212H136ZM139 213V212H138ZM142 213V211L140 212ZM223 213V214H224ZM242 213V212H241ZM240 213V214H241ZM71 214V213H70ZM76 214V213H75ZM98 214V213H97ZM211 214V213H210ZM216 214V212H215ZM243 214V215H244ZM66 215V214H65ZM68 215V214H67ZM74 215V213H73ZM82 215V212H81ZM89 215V216H87ZM140 215V214H139ZM142 215V214H141ZM209 215V214H208ZM242 215V216H243ZM42 216V215H41ZM80 216V214L78 215ZM121 216V215H120ZM119 216V217H120ZM129 216V213H128ZM127 216V217H128ZM147 216V215H146ZM173 216V215H172ZM225 216V215H224ZM232 216V215H231ZM81 217V216H80ZM93 217H96L95 215ZM92 217V218H93ZM122 217V216H121ZM131 217V216H130ZM133 217V215H132ZM131 217V218H132ZM142 217V216H141ZM156 217V216H155ZM160 217V216H159ZM219 217V216H218ZM241 217V216H240ZM246 217V216H245ZM244 217V220H245ZM58 218V217H57ZM82 218V217H81ZM130 218V219H131ZM165 218H168L167 216ZM164 218V219H165ZM63 219V218H62ZM117 219V218H116ZM170 219V218H169ZM168 219V220H169ZM126 220V219H125ZM133 220V219H132ZM131 220V221H132ZM136 220V219H135ZM138 220V219H137ZM143 220V219H142ZM151 220V219H150ZM166 220V219H165ZM171 220V219H170ZM243 220V219H242ZM129 221V220H128ZM167 221V220H166ZM248 221H250L248 219ZM76 222V221H75ZM99 222V221H98ZM135 222V221H134ZM230 222V221H229ZM56 223V222H55ZM106 223V222H105ZM109 223V222H107ZM111 223V222H110ZM168 223V222H167ZM170 223V222H169ZM181 223V222H180ZM179 223V224H180ZM228 223V222H227ZM251 223V222H250ZM21 225V228L16 229V226ZM99 224V223H98ZM176 224V223H175ZM249 224V223H248ZM247 224V225H248ZM71 225H73L71 223ZM78 225V224H77ZM76 225V226H77ZM103 225V223H102ZM112 225V224H111ZM140 225V224H139ZM243 225V224H242ZM18 226V227H19ZM238 226V225H237ZM237 226L235 229H237ZM251 226V224H250ZM137 227V226H136ZM80 228V227H78ZM85 228V227H84ZM88 228V227H87ZM143 228V227H142ZM146 228V227H145ZM241 228V227H240ZM252 228V230H253ZM50 228H48L49 230ZM95 229V228H94ZM123 229V228H121ZM141 229V228H140ZM235 229H233V232H227V236H226V242L228 243H233V241L235 242H239V244L242 243L243 237H241L238 233V231H235ZM239 229V227H238ZM243 229V228H242ZM36 230V229H35ZM52 230V229H51ZM55 230V229H54ZM75 230V229H74ZM97 232L99 233H103V236H107L105 239L109 238L110 240L112 239H116L119 237V233L115 232L114 229L112 228H107L104 229L102 227H98L97 229H95ZM119 230V229H118ZM227 230V229H226ZM44 231V230H43ZM50 231V230H49ZM143 231V230H142ZM235 231V232H234ZM35 232V231H34ZM73 232V231H72ZM249 232V231H248ZM247 232V234H248ZM253 232V231H252ZM36 233V232H35ZM94 233V232H93ZM96 233V232H95ZM57 232H38L37 233V238L38 239H42L41 243L43 242V244H49L51 242L54 241L55 237L57 236ZM123 234V233H122ZM246 234V235H247ZM121 235V234H120ZM125 234L121 235L124 236ZM242 235V234H241ZM244 235V233H243ZM246 235L245 238L246 239ZM21 236V235H20ZM82 236V235H81ZM92 236V235H91ZM156 236V235H155ZM249 236V235H248ZM121 238V237H119ZM125 238V237H124ZM159 238V237H158ZM224 238V237H223ZM251 238V237H250ZM29 239V238H28ZM27 239V240H28ZM127 239V238H126ZM75 240V238H74ZM108 240V239H107ZM106 240V241H107ZM250 240V239H248ZM247 240V241H248ZM256 239H254V242L250 243L248 242L249 247L254 250H256L259 254L258 256L261 259H256L253 260L255 261V264H264V242H259V240L255 241ZM35 241V240H34ZM115 241V240H114ZM113 241V243H114ZM245 241V242H247ZM252 241V240H251ZM89 242V241H88ZM108 242V241H107ZM16 243L20 246L19 249H16ZM84 243V242H83ZM86 243V242H85ZM22 244V245H21ZM60 244V243H59ZM80 244V243H78ZM106 244V243H105ZM227 244V243H226ZM225 244V245H226ZM243 244V243H242ZM110 245V244H109ZM234 245L236 246V244L234 243ZM57 246V245H56ZM77 246V245H76ZM176 246V245H175ZM179 246V245H178ZM177 253L179 254H183L185 252H189L191 249V244L188 238H184L183 241L181 242L180 246L178 247ZM231 246V245H230ZM99 247V246H98ZM109 247V246H108ZM159 247V246H158ZM238 247V246H237ZM247 247V246H246ZM41 248V247H40ZM229 248V246H228ZM245 248V247H244ZM36 249V248H35ZM70 249V248H69ZM106 249V248H104ZM237 249V248H236ZM249 249V248H247ZM31 250V251H29ZM44 250V249H43ZM67 250V249H66ZM90 250V249H89ZM230 249H227V251ZM233 250V249H232ZM239 250V249H238ZM237 250V251H238ZM72 251V250H71ZM92 251V250H91ZM231 251V250H230ZM243 251V250H241ZM245 251V250H244ZM248 251V250H247ZM250 251V249H249ZM248 251V252H249ZM35 252V251H34ZM33 252V253H34ZM45 252V251H44ZM90 252V251H89ZM112 252V251H111ZM110 252V253H111ZM234 252V251H233ZM32 253V252H31ZM98 253V252H97ZM102 253V252H101ZM105 253V252H104ZM235 253V252H234ZM240 253V252H239ZM239 253L237 255H239ZM256 253V252H255ZM254 253V254H255ZM119 254V253H118ZM241 254V253H240ZM245 254V252H244ZM252 254V253H251ZM111 255V254H108ZM113 255V254H112ZM250 255V254H249ZM256 255V254H255ZM36 256V255H35ZM43 256V255H42ZM44 258L40 261V262H45L50 260L52 261L53 259H59V257L61 258V260L58 262L59 264H69L68 263V258L67 256L63 255L60 250L54 246V248L50 247V250L46 251L44 253ZM228 256V255H227ZM246 256V255H245ZM94 257V256H93ZM230 256H228L229 258ZM232 257V256H231ZM235 257V256H234ZM243 257V256H242ZM248 257V256H247ZM250 257V256H249ZM248 257V258H249ZM257 257V256H256ZM236 258V257H235ZM238 258V257H237ZM246 258V259H248ZM253 258V257H252ZM258 258V257H257ZM14 259V258H13ZM24 259V258H23ZM39 259V257H38ZM37 259V260H38ZM92 259V257H91ZM90 259V260H91ZM105 259V258H104ZM234 258H232L233 260ZM9 260V259H8ZM242 260V259H241ZM245 260V259H244ZM243 260V262H244ZM249 260V259H248ZM17 261V260H16ZM92 261V260H91ZM6 262V261H5ZM13 262V261H12ZM18 262V261H17ZM33 262V261H32ZM35 262V261H34ZM33 262V263H34ZM37 262V261H36ZM80 262V261H79ZM77 262V263H79ZM83 262V261H82ZM90 262V261H88ZM104 262V261H103ZM102 262V263H103ZM107 262V261H105ZM252 262V261H251ZM16 263V262H15ZM20 263V262H19ZM23 263V262H22ZM31 263V262H30ZM72 263V262H71ZM85 263V262H84ZM92 263V262H91ZM100 263V262H99ZM98 263V264H99ZM245 263V262H244ZM11 264V263H10ZM21 264V263H20ZM27 264V263H26ZM29 264V263H28ZM40 264V263H39ZM48 264H52V263H48ZM86 264V263H85ZM89 264V263H88ZM93 264V263H92ZM95 264V263H94ZM104 264V263H103ZM114 264V263H113ZM234 264V263H232ZM238 264V263H236ZM241 264V263H240ZM243 264V263H242Z\"/></svg>",
  "mask_w": 264,
  "mask_h": 264
}]
</instances>
